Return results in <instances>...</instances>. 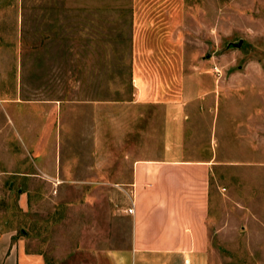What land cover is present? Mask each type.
<instances>
[{
	"label": "crops",
	"instance_id": "1",
	"mask_svg": "<svg viewBox=\"0 0 264 264\" xmlns=\"http://www.w3.org/2000/svg\"><path fill=\"white\" fill-rule=\"evenodd\" d=\"M161 1L130 0L123 97L53 102L0 92V181L21 188L20 209L27 211L42 187L56 195L60 188H87L89 202L99 188L109 198L111 188H119L121 214L109 208L104 228L71 231L78 236L73 246H88L104 264H212L219 173L238 165L218 160L216 77L188 63L177 29L183 22L176 7ZM89 213V219L100 216ZM117 234L119 243L113 242ZM26 242L13 229L0 232V264H46Z\"/></svg>",
	"mask_w": 264,
	"mask_h": 264
},
{
	"label": "rangeland",
	"instance_id": "2",
	"mask_svg": "<svg viewBox=\"0 0 264 264\" xmlns=\"http://www.w3.org/2000/svg\"><path fill=\"white\" fill-rule=\"evenodd\" d=\"M167 2L183 22L177 29L184 34L188 63L212 71L218 83V160L238 163L219 173L220 197L212 206L222 217L210 226L211 262L264 264V0ZM129 3L0 0V92L53 102L123 97L120 90L130 77ZM6 182L0 181V232L13 229L46 264H104L88 246L77 250L78 236L71 231L104 228L109 208L121 214L118 187L111 188V198L99 188L92 202L87 188H60L58 195L54 188H38L44 196L36 193L24 212L21 188ZM93 210L100 213L95 220L88 218ZM79 234L89 242L86 233ZM94 242L99 247L103 236Z\"/></svg>",
	"mask_w": 264,
	"mask_h": 264
},
{
	"label": "built area",
	"instance_id": "3",
	"mask_svg": "<svg viewBox=\"0 0 264 264\" xmlns=\"http://www.w3.org/2000/svg\"><path fill=\"white\" fill-rule=\"evenodd\" d=\"M125 212L128 214H132L133 213V204H131V206L127 209H125Z\"/></svg>",
	"mask_w": 264,
	"mask_h": 264
},
{
	"label": "water",
	"instance_id": "4",
	"mask_svg": "<svg viewBox=\"0 0 264 264\" xmlns=\"http://www.w3.org/2000/svg\"><path fill=\"white\" fill-rule=\"evenodd\" d=\"M231 46L238 47L240 46V42H238L237 44H232Z\"/></svg>",
	"mask_w": 264,
	"mask_h": 264
}]
</instances>
